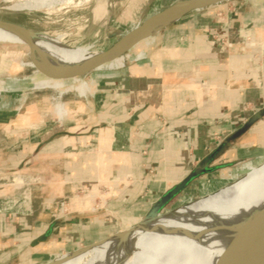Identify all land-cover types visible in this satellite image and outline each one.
<instances>
[{
	"label": "crops",
	"instance_id": "obj_1",
	"mask_svg": "<svg viewBox=\"0 0 264 264\" xmlns=\"http://www.w3.org/2000/svg\"><path fill=\"white\" fill-rule=\"evenodd\" d=\"M152 36L131 57L137 61L98 79L88 96L94 80L82 77L39 73L34 82L12 78L0 85L18 91L33 82L82 95L54 108L39 93L18 102L15 116L0 117V264H48L99 243L141 221L207 160L208 170L186 188L264 153V117L237 134L264 108V0H228ZM125 59L97 70L110 74ZM48 63L40 61L60 70ZM258 165L247 163L244 178ZM105 186L107 197L100 192ZM81 188L96 191L98 201L77 196Z\"/></svg>",
	"mask_w": 264,
	"mask_h": 264
},
{
	"label": "bare ground",
	"instance_id": "obj_2",
	"mask_svg": "<svg viewBox=\"0 0 264 264\" xmlns=\"http://www.w3.org/2000/svg\"><path fill=\"white\" fill-rule=\"evenodd\" d=\"M8 1H13L7 6L10 10L50 13L87 0ZM0 42L23 41L0 29ZM36 46L40 53L48 54L45 59L57 66L83 64L101 51L92 44L72 47L65 43L63 34L52 37L41 32ZM42 48L60 60L77 63L57 61ZM244 176L173 212L161 214L147 227L136 228L128 240L99 242L77 254L70 252L56 258L60 260L56 264H218L234 237L264 213V169Z\"/></svg>",
	"mask_w": 264,
	"mask_h": 264
},
{
	"label": "rangeland",
	"instance_id": "obj_3",
	"mask_svg": "<svg viewBox=\"0 0 264 264\" xmlns=\"http://www.w3.org/2000/svg\"><path fill=\"white\" fill-rule=\"evenodd\" d=\"M175 1L176 0H87L81 4L63 7L60 10L48 13L43 10H34L30 12L10 10L7 6H10L13 1L0 0V19L16 22L37 32L47 33L52 37L63 34L65 43L68 45L70 44L72 47L92 44L93 48L96 50H105L128 30L135 27L138 22H141L146 17ZM152 35L146 39L151 40V38L154 37ZM143 41L124 54L126 57L124 65L111 69L113 70L112 73L103 74V72L108 71V68H102V70L96 69L83 76L82 78L86 81L90 82L94 80V83H92L90 90L87 91L85 96L95 91L98 79L110 77L124 69L128 63L137 61L131 59V57L141 52L140 48ZM22 43L24 42H0V85L12 78L23 79L25 77H30L33 78V82L39 79V72H37L34 67L27 64L30 61L28 47ZM45 51L51 54V52ZM128 56H130V58ZM141 59L139 58L138 60ZM48 64L50 66L53 65L51 63ZM33 82H30L29 86L23 90L0 91V117L15 116V114H13L15 113L14 108L17 106L18 102L20 103L23 100L31 101L32 98L39 93L43 94L39 98L41 102L46 106L51 104L54 108H57L58 104H61L64 97H69L73 100L82 98V95L75 90L67 91L65 88L34 87L32 84ZM247 163H253L255 165L260 164L258 167H251L248 171V175L257 172L262 169L260 168L261 166L264 167V153H258L252 157L245 158L234 165L222 167L200 178L181 192L174 200L169 202L162 209L161 213L168 214L179 207L202 198L204 193H210L231 185L236 180L246 175L247 169L245 165ZM110 191L108 186L100 187V192L105 194L106 197ZM95 192L96 191L90 189L81 188L78 189L75 194L79 197L90 196V198L92 197L91 199H97L98 201L99 198L95 197L97 196ZM106 199L105 202H107ZM61 202L68 203L69 200L66 198L60 201V209H63ZM105 205L106 203L104 206Z\"/></svg>",
	"mask_w": 264,
	"mask_h": 264
},
{
	"label": "water",
	"instance_id": "obj_4",
	"mask_svg": "<svg viewBox=\"0 0 264 264\" xmlns=\"http://www.w3.org/2000/svg\"><path fill=\"white\" fill-rule=\"evenodd\" d=\"M225 1L228 0H176L165 8L146 17L141 22H138L135 27H132L125 34H123L109 48L101 50L99 54L94 56L89 61L80 65H62L60 66L59 71H51L40 65V61L45 60V57L48 55L40 53L37 50L36 38L40 32L26 28L16 22L3 19H0V29L16 35L24 42L25 45H27L29 59L34 64V68L37 72L54 80H66L81 78L93 70L107 65L115 59L123 56L139 42L151 36L157 30L181 19L191 12L203 10ZM263 117L264 108L258 110L237 134L244 132L253 123ZM207 165L208 160L204 165L195 169L184 180L170 189L158 201L154 202L146 216L137 224L115 233L103 241L112 238L125 241L131 237L136 228L147 227L149 223L155 221L162 214V209L173 197L185 189L192 180L208 170ZM90 246L92 245L81 247L72 253L77 254ZM59 261V259L55 258L48 264H56ZM218 264H264V213L255 217L243 231L234 237L226 254Z\"/></svg>",
	"mask_w": 264,
	"mask_h": 264
},
{
	"label": "built area",
	"instance_id": "obj_5",
	"mask_svg": "<svg viewBox=\"0 0 264 264\" xmlns=\"http://www.w3.org/2000/svg\"><path fill=\"white\" fill-rule=\"evenodd\" d=\"M145 56V55H144ZM91 196H94V195H91ZM92 198V197H91ZM61 206L63 207V209L65 208L66 206V202H61Z\"/></svg>",
	"mask_w": 264,
	"mask_h": 264
}]
</instances>
